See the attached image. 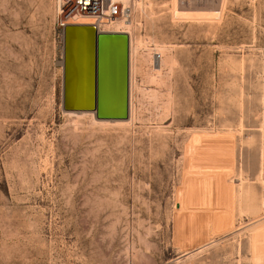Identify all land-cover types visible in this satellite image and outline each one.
<instances>
[{
  "label": "rangeland",
  "instance_id": "1",
  "mask_svg": "<svg viewBox=\"0 0 264 264\" xmlns=\"http://www.w3.org/2000/svg\"><path fill=\"white\" fill-rule=\"evenodd\" d=\"M133 1L118 126L63 111L60 0H0V264H264V0Z\"/></svg>",
  "mask_w": 264,
  "mask_h": 264
},
{
  "label": "water",
  "instance_id": "2",
  "mask_svg": "<svg viewBox=\"0 0 264 264\" xmlns=\"http://www.w3.org/2000/svg\"><path fill=\"white\" fill-rule=\"evenodd\" d=\"M63 111L93 112L97 120L129 115V36L92 25L63 30Z\"/></svg>",
  "mask_w": 264,
  "mask_h": 264
},
{
  "label": "built area",
  "instance_id": "3",
  "mask_svg": "<svg viewBox=\"0 0 264 264\" xmlns=\"http://www.w3.org/2000/svg\"><path fill=\"white\" fill-rule=\"evenodd\" d=\"M59 11V29L62 31L82 18H93L101 26L132 15L131 5L117 0H61Z\"/></svg>",
  "mask_w": 264,
  "mask_h": 264
},
{
  "label": "bare ground",
  "instance_id": "4",
  "mask_svg": "<svg viewBox=\"0 0 264 264\" xmlns=\"http://www.w3.org/2000/svg\"><path fill=\"white\" fill-rule=\"evenodd\" d=\"M61 1V0H60ZM117 1H123L125 2V5L130 4L132 7V15L134 11V1L133 0H117ZM224 2V1H223ZM218 4V3H217ZM216 13H220V11H216ZM132 15H130L129 18L121 19L114 21L111 24H105V25H99L93 18H82L81 20L86 21L87 23H82L80 20L76 24H89L92 26H96L97 29L99 30L100 33H118V34H127L129 36V115L128 118L125 120H116V121H111V120H97L95 117V113L93 112H82V113H67L68 115L71 116H87L90 115L93 120L101 125H127L131 123L134 115V108H133V33L131 34L132 27L134 26V22L132 19ZM118 25L119 30L118 31H112L113 29H105L107 27H112V25ZM124 28H128L129 30H125Z\"/></svg>",
  "mask_w": 264,
  "mask_h": 264
}]
</instances>
